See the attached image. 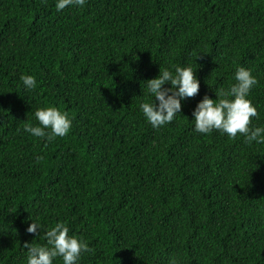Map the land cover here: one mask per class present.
<instances>
[{
  "label": "trees",
  "instance_id": "trees-1",
  "mask_svg": "<svg viewBox=\"0 0 264 264\" xmlns=\"http://www.w3.org/2000/svg\"><path fill=\"white\" fill-rule=\"evenodd\" d=\"M177 66L199 93L153 128L146 81ZM240 66L264 126V0H0V264H27L25 243L45 245L58 222L93 249L78 264H264V143L192 120ZM47 106L68 135L24 131Z\"/></svg>",
  "mask_w": 264,
  "mask_h": 264
},
{
  "label": "clouds",
  "instance_id": "clouds-1",
  "mask_svg": "<svg viewBox=\"0 0 264 264\" xmlns=\"http://www.w3.org/2000/svg\"><path fill=\"white\" fill-rule=\"evenodd\" d=\"M86 3L87 0H55V8L59 12L70 6L83 7ZM21 80L26 90L37 87V80L33 75L24 74ZM234 80L235 83L227 89L215 91L216 99L204 95L196 104L192 112L194 130L200 134L218 130L229 138H236L239 134L248 143H264V126L251 125L252 118L259 114L257 107L248 98L258 81L250 69L243 66L236 69ZM146 82L147 93L153 99L152 102L140 103V109L153 128L171 123L181 113L182 101L195 97L200 88V81L191 66H177L174 71L160 69L156 78ZM34 115L38 124L24 125V131L33 137L52 141L56 137L68 135L72 128V120L68 114L55 106L37 108ZM41 229L39 222H32L27 232L38 236V230ZM45 237L47 243L42 246L25 243L27 264H54L58 257L62 258L63 264H78L82 253L93 251L82 237L70 234L69 228L61 222L47 229ZM170 264H178V261L173 259Z\"/></svg>",
  "mask_w": 264,
  "mask_h": 264
}]
</instances>
